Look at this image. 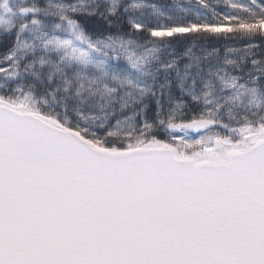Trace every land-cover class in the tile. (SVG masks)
<instances>
[{"label":"trees","instance_id":"obj_1","mask_svg":"<svg viewBox=\"0 0 264 264\" xmlns=\"http://www.w3.org/2000/svg\"><path fill=\"white\" fill-rule=\"evenodd\" d=\"M0 18V100L98 147L161 143L202 159L207 138L224 150L264 136V0H0ZM73 30L144 60H78L51 43ZM198 120L215 127L168 132Z\"/></svg>","mask_w":264,"mask_h":264},{"label":"water","instance_id":"obj_2","mask_svg":"<svg viewBox=\"0 0 264 264\" xmlns=\"http://www.w3.org/2000/svg\"><path fill=\"white\" fill-rule=\"evenodd\" d=\"M0 264H264V138L217 161L107 150L0 101Z\"/></svg>","mask_w":264,"mask_h":264},{"label":"rangeland","instance_id":"obj_3","mask_svg":"<svg viewBox=\"0 0 264 264\" xmlns=\"http://www.w3.org/2000/svg\"><path fill=\"white\" fill-rule=\"evenodd\" d=\"M3 22L4 21L2 20V18H0V23H3ZM261 28H262V30H264V23L261 24ZM227 29L228 28H225V29L224 28H214V30L217 32H221L223 30L227 31ZM183 31H186V30H183V29L174 30V32H176V33L183 32ZM163 33H166L169 35L172 33V31H166V32L165 31L164 32L156 31L154 33V35L160 36ZM80 39H82V38L80 37L79 33L77 31L73 30L67 36L53 38L51 40V43L58 45V46H63L64 48L68 49V52L71 53V56H72V53H74L75 57L78 60H85V62L93 63V64L98 65V66L99 65L101 66L102 64L106 63V61H107V58L101 53L102 51L111 52L114 55L117 52H120L122 54H126L127 55L126 58L130 60L132 67L135 69H138L140 67V64L143 62L144 57H145L144 55L132 54L130 50H128V51L126 50V45L123 46L122 44H119V43H114V42H109V41H103V42L102 41H96V42H92V43L81 44ZM124 49H125V51H124ZM121 51H123V52H121ZM117 55H115V56H117ZM16 109H19V108H16ZM31 113H33V112H31ZM208 131H210V130H208ZM208 131H206V132H208ZM206 132H204V133H206ZM204 133H199L198 135H201ZM263 138H264V136H262V137L260 136V138H255L256 140L253 143L258 142L259 140H261ZM206 142H207L206 143L207 150L204 151L205 154L203 155L204 157L202 159H197L195 157H188V156L179 155L176 152V150H175V153L179 157L193 158L197 161H209L210 159H212L214 157V155H215V159L224 157L225 151L224 150H218V149H222L221 143H218L215 141H209L208 142V138L206 139ZM253 143H251V144H253ZM164 145H167V144L150 143V144L145 145V146H164ZM99 148H101V147H99ZM102 149H106V148H102ZM107 150H110V149H107Z\"/></svg>","mask_w":264,"mask_h":264},{"label":"bare ground","instance_id":"obj_4","mask_svg":"<svg viewBox=\"0 0 264 264\" xmlns=\"http://www.w3.org/2000/svg\"><path fill=\"white\" fill-rule=\"evenodd\" d=\"M142 147H146V146H142Z\"/></svg>","mask_w":264,"mask_h":264}]
</instances>
